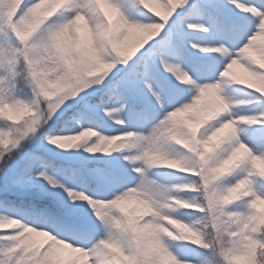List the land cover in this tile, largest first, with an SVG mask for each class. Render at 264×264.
<instances>
[{
    "label": "snow or ice",
    "instance_id": "1",
    "mask_svg": "<svg viewBox=\"0 0 264 264\" xmlns=\"http://www.w3.org/2000/svg\"><path fill=\"white\" fill-rule=\"evenodd\" d=\"M0 264H264V0H0Z\"/></svg>",
    "mask_w": 264,
    "mask_h": 264
}]
</instances>
